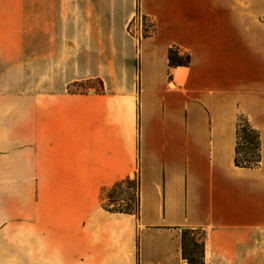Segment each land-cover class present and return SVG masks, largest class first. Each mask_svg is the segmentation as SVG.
<instances>
[{
    "label": "crops",
    "instance_id": "0c3cea01",
    "mask_svg": "<svg viewBox=\"0 0 264 264\" xmlns=\"http://www.w3.org/2000/svg\"><path fill=\"white\" fill-rule=\"evenodd\" d=\"M51 1L0 0V264H185L183 229L204 264H264V0H137L151 32L110 55ZM241 116L254 167L234 164ZM125 179L136 211L107 210Z\"/></svg>",
    "mask_w": 264,
    "mask_h": 264
},
{
    "label": "rangeland",
    "instance_id": "374dc122",
    "mask_svg": "<svg viewBox=\"0 0 264 264\" xmlns=\"http://www.w3.org/2000/svg\"><path fill=\"white\" fill-rule=\"evenodd\" d=\"M49 3L55 10L59 8V0H53ZM60 3V8L61 10L63 9V11L60 12V17L54 18L55 28H58L60 23V29H68L69 23L68 17L66 16L68 13V0ZM65 3L67 6L64 5ZM75 5L78 48H83L84 46L83 43L86 40L84 39L85 31H92L93 35H95L98 31L102 30L105 32L107 30L108 37L96 38V35L93 37V47L100 46L102 42V47L104 48L103 52L109 53L110 55L115 47L122 45V38H120L118 31H123L125 35L128 34L133 37H139L140 35H146L152 29L150 20L140 14L137 0H75ZM64 9H66V11ZM128 16L130 19L127 22ZM125 23L127 24L126 26ZM70 27L72 28V22ZM88 87L98 89L100 85L96 80L91 82H78L76 89L83 91ZM241 118L243 119L242 116ZM240 147L243 149V144H241ZM131 179H133V176ZM107 195L116 200L115 204L110 205L109 199L107 197L104 198L103 202L109 204L111 207H131L135 209L137 199L136 182L135 180H131L129 183H122L118 188H115L104 196ZM201 234L200 230H193V232L187 234L188 236L186 237L196 240L199 245Z\"/></svg>",
    "mask_w": 264,
    "mask_h": 264
},
{
    "label": "trees",
    "instance_id": "16d2710c",
    "mask_svg": "<svg viewBox=\"0 0 264 264\" xmlns=\"http://www.w3.org/2000/svg\"><path fill=\"white\" fill-rule=\"evenodd\" d=\"M151 32V31H150ZM148 32L147 34H149ZM146 34V35H147ZM189 61L188 54L180 53L176 48H169L168 50V62L169 66L173 65H187ZM241 122V123H240ZM243 144V149L240 145ZM260 160V149H259V137L256 130L250 127L245 118L238 117L236 124V146L234 153V164L242 167H254L257 166ZM130 180L125 179L118 182L110 190L104 191L102 199L107 197L110 204H115L111 196H104L108 192L118 188L122 183H129ZM137 206V205H136ZM104 207L109 211H120V212H135L136 209L131 207L117 208L110 207L109 204L104 203ZM136 208V207H135ZM193 230L198 229H183L181 231V253L182 258L185 260V264H204L203 256V233L201 234L200 244L198 245L196 240L187 238V234H191Z\"/></svg>",
    "mask_w": 264,
    "mask_h": 264
}]
</instances>
